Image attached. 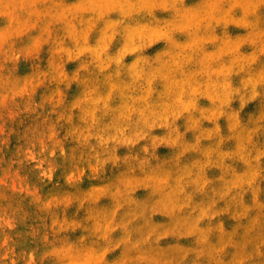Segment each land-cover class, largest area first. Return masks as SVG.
<instances>
[{
	"label": "rangeland",
	"instance_id": "374dc122",
	"mask_svg": "<svg viewBox=\"0 0 264 264\" xmlns=\"http://www.w3.org/2000/svg\"><path fill=\"white\" fill-rule=\"evenodd\" d=\"M0 264H264V0H0Z\"/></svg>",
	"mask_w": 264,
	"mask_h": 264
}]
</instances>
